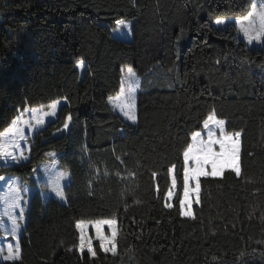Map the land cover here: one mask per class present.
<instances>
[{
  "label": "trees",
  "instance_id": "trees-1",
  "mask_svg": "<svg viewBox=\"0 0 264 264\" xmlns=\"http://www.w3.org/2000/svg\"><path fill=\"white\" fill-rule=\"evenodd\" d=\"M254 1L0 0V134L25 107L67 97L31 140L29 160L0 166L32 187L40 165L55 159L71 177L68 202L44 200L40 189L32 196L16 264H264V46L250 48L235 23L215 25L241 19ZM117 19L132 21L131 40L114 36ZM125 66L141 80L136 125L107 100ZM212 106L244 133V178H202L191 219L179 192L174 208L164 207L166 169L175 163L181 180L185 140ZM121 153L129 169L139 164L136 180L115 175L124 174ZM101 217L118 221L116 251L96 244L97 258L81 259L75 221Z\"/></svg>",
  "mask_w": 264,
  "mask_h": 264
},
{
  "label": "snow or ice",
  "instance_id": "snow-or-ice-1",
  "mask_svg": "<svg viewBox=\"0 0 264 264\" xmlns=\"http://www.w3.org/2000/svg\"><path fill=\"white\" fill-rule=\"evenodd\" d=\"M236 23L239 25V32L243 34L248 45H252L254 42H264V2L260 4L259 8L253 3L251 10L237 20ZM215 24L223 25L225 20L217 18L215 19ZM123 29H127L131 33L132 21L117 19L113 31H121ZM76 66L84 69V59H79L76 62ZM260 67L264 68V64H261ZM121 72L122 76L118 90L114 95L108 96L107 100L123 118L130 121L132 125H136L138 123L137 90L141 88L140 77L131 66L122 67ZM168 87H174V85L169 84ZM64 100H67V97ZM60 105L61 100L54 99L47 105L25 107L19 112L11 122V126L3 134H0L4 137H9V134H11L10 138L0 139V166L20 165L29 160V155L26 153H30L31 147L30 145L24 146L29 140L25 129L36 132L45 126L46 118H58ZM26 113L30 114L27 119L24 118ZM71 121L72 115H66L63 129H69ZM200 123V129L191 131L190 139L185 140L182 148L181 180H178L176 164H171L166 169L168 185L163 194L164 207L173 209L175 206L173 201L177 202V193L179 192V202L182 208L185 205L189 207L187 216L191 219H195L192 211L193 206L201 204L202 178L223 181L226 173L237 179L244 178L241 161L243 131L230 130V122L225 118H220L214 106L210 107ZM51 155L54 157L55 153ZM123 155V153L116 155L115 159L124 166V174L118 170L115 175L121 181L129 178L136 180L137 176L141 174L139 164L129 169L122 158ZM247 155L254 157L255 153L248 152ZM99 171L98 168L95 169L97 175H99ZM104 175H109L107 169L104 170ZM150 175L155 180L159 173L152 171ZM70 178V173L67 170L56 174L49 172L47 183L42 184L40 187L41 189H49L59 200L68 202L69 197L65 191L66 184L64 182ZM8 181H11V183H8V191L3 196L4 210L0 212V229H3L6 241V243L0 245V260L16 264L17 261L21 260L22 255L21 239L23 226L21 221L25 219L26 214L25 204L27 202L25 201V193L28 185L18 178L0 175V182L7 183ZM154 191L157 198H159L158 183L154 184ZM89 194H92L91 182H89ZM74 227L78 233L74 247L81 259L87 257L89 260L97 258L96 244L99 245L102 252L107 253L110 251L105 247V243L110 237L115 236L119 230L118 221L114 217L78 219L75 221ZM259 243H264V241ZM111 250L114 251V248Z\"/></svg>",
  "mask_w": 264,
  "mask_h": 264
},
{
  "label": "rangeland",
  "instance_id": "rangeland-1",
  "mask_svg": "<svg viewBox=\"0 0 264 264\" xmlns=\"http://www.w3.org/2000/svg\"><path fill=\"white\" fill-rule=\"evenodd\" d=\"M264 2V0H255L254 3L257 5V7L259 8L260 4ZM225 20V24L223 25H216L217 28L219 29H225L227 28L231 23H235L238 27L239 25L236 23L237 20L239 19H234V20H227V19H224ZM114 36L118 39H122V40H131V33H129V31L127 29H123L121 31H115L114 32ZM240 37L242 40H244L246 43V39L243 37V34L240 33ZM248 45V44H247ZM250 48H263L264 46V42H261V43H256L254 42L252 45H248ZM141 82V80H140ZM139 90H137V96H138V93H139ZM64 105V100H61V105H60V108ZM59 108V110H60ZM115 109V108H114ZM116 110V109H115ZM116 112L122 116L117 110ZM59 113V111H58ZM30 114H25V119L28 118ZM57 118H46V124L45 126H43L39 131H36V132H31L30 130H28L27 128L25 129L26 131V135L29 136V140L24 144L25 147H27L28 145H30L31 147V140L35 137V135L40 132L41 130H43L49 123L55 121ZM125 119V118H124ZM126 120V119H125ZM127 121V120H126ZM129 123H131L130 121H127ZM11 134H9V137H4L3 135H1V139H6V138H10ZM23 143V142H22ZM29 155L30 157V153H26ZM53 161H55V163H53ZM52 162H46V163H43L42 165H40L39 167V171L35 173L34 175V178H35V183H36V187H32L30 185H28V188L26 190V193H25V201L27 202L25 204V208H26V214H25V219L23 221H21L22 223V226H23V231H22V236H23V233L25 231V227H26V223H27V213H28V210H29V205H30V201H31V198L32 196L34 195L35 192H37L39 189H40V192H41V195L43 197L44 200H48V199H51V198H57L59 199L58 197L55 196L54 193H52L49 189L47 188H44V189H41V185L42 184H45L47 183L48 181V174L49 172H51L52 174H56V173H59L60 171H62L57 163H56V159L53 160ZM46 166H47V169H46ZM14 178H17V177H14ZM19 179V178H18ZM20 180V179H19ZM21 181V180H20ZM70 179L66 180L64 183L67 185V183H69ZM8 183H11V181H8L7 183L5 182H0V212H3L4 210V201H3V196L4 194L8 191ZM195 206V205H194ZM193 206V208H194ZM183 210V213H184V216L185 217H188L187 216V213L189 211V207L187 205L183 206L182 208ZM193 211V210H192ZM189 218V217H188ZM9 227H10V224H9ZM107 231V229H106ZM90 233H91V230H90ZM0 245L6 243L5 239H4V232H3V229H0ZM116 237H117V233L115 234V236H112L109 238V240L105 243V247H107L110 251H108V253H115L116 251ZM114 248V251H112L111 249ZM6 261H3V260H0V264L1 263H4Z\"/></svg>",
  "mask_w": 264,
  "mask_h": 264
}]
</instances>
